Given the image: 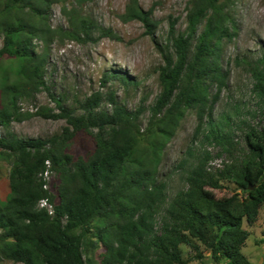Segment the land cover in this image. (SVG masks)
Instances as JSON below:
<instances>
[{"label":"trees","instance_id":"1","mask_svg":"<svg viewBox=\"0 0 264 264\" xmlns=\"http://www.w3.org/2000/svg\"><path fill=\"white\" fill-rule=\"evenodd\" d=\"M57 1L0 0V59L18 61L20 79L6 91L10 100L0 106V128L23 120L17 99L41 87L57 111L38 114L67 123L61 134L47 139L0 136V154L13 159L10 195L0 203V257L21 264H95L88 255L100 247L104 254L99 264H186L182 246L188 245L206 264L202 245L215 264H252L243 253L250 236L244 222H257L264 206V128L248 124L244 156L222 170H208V152L199 156L186 176L187 186L171 200L166 184L158 180L163 151L190 110H197L198 131L207 141L227 151L232 145V115L212 117L211 87L226 86L220 43L235 27L230 9L236 0L190 1L187 28L174 38L175 58L165 56L162 91L144 128V107L129 111L112 96V110L97 111L101 102L96 94L81 104L84 113L77 115L51 92L44 77L46 55L35 53L33 40L49 41L48 11ZM67 14L69 36L89 37L91 22L76 12ZM125 17L153 26L138 0L130 1ZM243 62L264 110V55L254 63ZM112 76L129 81L124 74L111 72L108 79ZM46 161L56 174L48 191L40 177ZM226 182L246 195L219 199L216 192ZM43 198L53 204L54 215L38 207Z\"/></svg>","mask_w":264,"mask_h":264},{"label":"rangeland","instance_id":"2","mask_svg":"<svg viewBox=\"0 0 264 264\" xmlns=\"http://www.w3.org/2000/svg\"><path fill=\"white\" fill-rule=\"evenodd\" d=\"M130 1L89 0L82 4L75 0L57 1L48 11V24L53 31L49 41L34 38L33 47L36 54L45 53L46 84L66 107L81 115L84 113L81 104L98 94L101 104L97 111H111L110 100L114 96L129 111L144 107L141 117L144 128L150 116L149 109L162 91L160 72L165 65V56L172 54V59L175 58L174 38L187 28L191 0H138L153 26L125 17ZM68 12H76L91 22L89 37L80 35L79 39H74L69 36L72 27ZM230 12L235 27L220 43V62L227 75L226 86L222 90L212 86L211 96L214 119H219L223 113L232 115L233 142L227 151V147L223 149L207 141L203 132L198 131L197 110L188 111L167 143L158 170L159 182L167 186L168 200L187 186L186 176L199 156L208 152L211 157L208 170H222L244 156L247 125L264 128V110L260 98L253 91L255 81L249 66L243 62L244 59L255 62L264 55V0H236ZM173 24L174 30H171ZM202 28L203 25L199 33ZM60 31L63 34L57 33ZM3 41L4 35L0 33V49ZM18 68V61L0 59V106L10 100L6 91L11 92L20 83ZM111 72L124 74L129 81L124 83L113 76L108 79ZM17 101L23 120L13 121L9 128L1 127L0 136L12 133L21 139H47L61 134L67 127L63 119L53 120L38 114L57 111L55 102L42 87L27 92L25 98ZM206 113L209 116V110ZM143 152L144 146H140L137 153L140 159ZM12 161L5 154H0V203L6 202L10 195ZM224 185L226 188L216 192L219 199L236 195L240 200L246 195L244 189L236 188L232 183ZM101 225L102 222L95 227ZM244 228L250 236L243 253L252 264H264V206L257 222L249 224L245 221ZM200 249L205 263L215 264L209 251H205L202 245ZM182 253L186 264H202L190 246L183 245ZM103 254L104 250L96 247L88 257L99 264ZM0 264L21 263L0 257Z\"/></svg>","mask_w":264,"mask_h":264},{"label":"built area","instance_id":"3","mask_svg":"<svg viewBox=\"0 0 264 264\" xmlns=\"http://www.w3.org/2000/svg\"><path fill=\"white\" fill-rule=\"evenodd\" d=\"M41 180L43 182V189L50 190L51 184L54 180V171L52 170L51 162L46 161L45 170L40 174ZM38 207L45 209L50 215H54V207L48 198H43L39 201Z\"/></svg>","mask_w":264,"mask_h":264},{"label":"water","instance_id":"4","mask_svg":"<svg viewBox=\"0 0 264 264\" xmlns=\"http://www.w3.org/2000/svg\"><path fill=\"white\" fill-rule=\"evenodd\" d=\"M250 189H253V188H250Z\"/></svg>","mask_w":264,"mask_h":264}]
</instances>
